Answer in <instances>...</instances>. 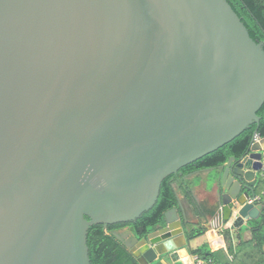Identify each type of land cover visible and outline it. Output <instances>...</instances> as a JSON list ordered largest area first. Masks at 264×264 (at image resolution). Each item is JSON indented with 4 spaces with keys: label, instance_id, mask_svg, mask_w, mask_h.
Listing matches in <instances>:
<instances>
[{
    "label": "water",
    "instance_id": "95a60500",
    "mask_svg": "<svg viewBox=\"0 0 264 264\" xmlns=\"http://www.w3.org/2000/svg\"><path fill=\"white\" fill-rule=\"evenodd\" d=\"M263 103L264 41L227 0H0V264H91L92 225L136 221ZM255 135L200 169L216 228L264 216ZM177 206L146 237L111 233L139 264H195Z\"/></svg>",
    "mask_w": 264,
    "mask_h": 264
},
{
    "label": "trees",
    "instance_id": "16d2710c",
    "mask_svg": "<svg viewBox=\"0 0 264 264\" xmlns=\"http://www.w3.org/2000/svg\"><path fill=\"white\" fill-rule=\"evenodd\" d=\"M232 9L240 17L241 21L248 30L250 37L258 41H264V0H227ZM260 117L259 124L251 125L234 139L222 145L216 150L196 159L195 161L183 166L179 172L166 177L161 184L160 193L154 206L144 212L136 221L128 224H112L106 227L97 224L92 225L87 233V245L91 264H139L136 257L127 249L124 244L117 240L111 233L123 227H128L131 232L139 239L146 237L151 231L164 224V212L177 204V192L179 191L195 208V212L200 215L199 206L193 202L190 181L185 178L192 172L200 169L219 167L224 164L230 156L238 158L246 152L251 143L253 132L257 130L260 137H264V103L257 111ZM264 196V195H263ZM263 196L261 197L263 202ZM254 231L253 240L249 246L254 253L263 257L264 252V216L253 221ZM205 227L195 226L186 232L187 240L197 238L204 234ZM226 243V251L233 252L229 228H221ZM254 241V242H253ZM244 246L246 243H242ZM192 253L201 260L211 264H234L228 261L224 251H211L207 246H201ZM150 264H163L161 259Z\"/></svg>",
    "mask_w": 264,
    "mask_h": 264
},
{
    "label": "crops",
    "instance_id": "0c3cea01",
    "mask_svg": "<svg viewBox=\"0 0 264 264\" xmlns=\"http://www.w3.org/2000/svg\"><path fill=\"white\" fill-rule=\"evenodd\" d=\"M215 176V172L211 170H200L192 172L187 175L185 178L191 183V192L193 202L199 206L201 214L198 215L195 212V208L192 203L188 201L179 191L176 193L177 198L180 201L182 209L185 213V222L182 221V226L186 232L194 228L195 226L205 227V232L201 236L188 240V250L191 256V259H197L195 264H211L210 262L201 260L196 255L192 253L193 250L201 246H207L211 251H224L226 259L232 261L234 264H264V255L260 257L258 254L254 253L251 250L249 243L253 240L255 229L253 226V221L249 220L245 222L241 227L234 228L230 222L223 223L221 227L216 228L217 217L214 216L216 211L213 194L210 188L209 181L212 177ZM264 195V177L262 181L259 182V186L256 192V197L262 199ZM264 200V196H263ZM179 214H181V209L176 204ZM221 228H229L232 250L233 252L226 251V243L223 235L220 233ZM254 242V241H253ZM242 243H246L244 246ZM264 252V245L262 246ZM163 264H171L167 257H159ZM158 258V259H159ZM226 264V263H222Z\"/></svg>",
    "mask_w": 264,
    "mask_h": 264
},
{
    "label": "built area",
    "instance_id": "2783aa9c",
    "mask_svg": "<svg viewBox=\"0 0 264 264\" xmlns=\"http://www.w3.org/2000/svg\"><path fill=\"white\" fill-rule=\"evenodd\" d=\"M261 137L260 136H258V135H255L254 136V140H259ZM256 201H258L259 199L255 196V198H254ZM196 261H197V259H196Z\"/></svg>",
    "mask_w": 264,
    "mask_h": 264
},
{
    "label": "flooded vegetation",
    "instance_id": "af4514ba",
    "mask_svg": "<svg viewBox=\"0 0 264 264\" xmlns=\"http://www.w3.org/2000/svg\"><path fill=\"white\" fill-rule=\"evenodd\" d=\"M121 229H123V228H120L119 230H121Z\"/></svg>",
    "mask_w": 264,
    "mask_h": 264
},
{
    "label": "rangeland",
    "instance_id": "374dc122",
    "mask_svg": "<svg viewBox=\"0 0 264 264\" xmlns=\"http://www.w3.org/2000/svg\"><path fill=\"white\" fill-rule=\"evenodd\" d=\"M156 261V260H155ZM154 262V261H153Z\"/></svg>",
    "mask_w": 264,
    "mask_h": 264
}]
</instances>
